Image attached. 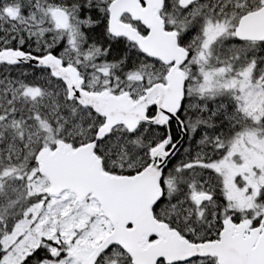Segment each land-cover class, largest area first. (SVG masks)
<instances>
[{"label": "snow or ice", "instance_id": "obj_1", "mask_svg": "<svg viewBox=\"0 0 264 264\" xmlns=\"http://www.w3.org/2000/svg\"><path fill=\"white\" fill-rule=\"evenodd\" d=\"M0 264H264V0H0Z\"/></svg>", "mask_w": 264, "mask_h": 264}]
</instances>
